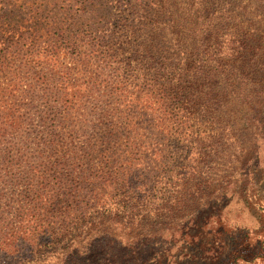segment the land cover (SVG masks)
<instances>
[{
    "label": "rangeland",
    "instance_id": "rangeland-1",
    "mask_svg": "<svg viewBox=\"0 0 264 264\" xmlns=\"http://www.w3.org/2000/svg\"><path fill=\"white\" fill-rule=\"evenodd\" d=\"M156 1L168 10L159 18L186 33L190 5L196 8L198 0ZM136 2L0 0V264H28L30 243L45 238L43 226L57 220L66 218L71 237L80 234L77 212L93 198L95 185L113 178L116 158L134 193L153 180L164 156L193 166L188 188L198 186L187 191L191 206L182 219L198 217L188 228L226 227L221 248L181 235L148 240L149 264H217L237 230L263 239L264 129L248 128L236 115L221 120L202 112L183 134L172 129V88L154 68L148 72L152 63L159 68V55L136 53L132 44L138 30L155 27L154 19L133 20ZM160 118L169 127H160ZM119 192L105 206L111 217L122 208L115 202L130 209L129 195ZM88 258L84 264L101 263L98 255Z\"/></svg>",
    "mask_w": 264,
    "mask_h": 264
},
{
    "label": "trees",
    "instance_id": "trees-1",
    "mask_svg": "<svg viewBox=\"0 0 264 264\" xmlns=\"http://www.w3.org/2000/svg\"><path fill=\"white\" fill-rule=\"evenodd\" d=\"M136 1L133 13L139 15L133 20L138 24V19H154L155 27L147 32L138 30L132 44L136 53L159 55V68L152 63L148 72L154 68L172 88L167 91L175 105L171 128L183 134L189 119L202 112L218 114L221 120L236 115L248 128L264 129V0H198L196 8L194 3L190 5L191 18L186 33H181L171 21L159 18L168 12L162 2ZM228 26L231 31L224 29ZM168 30H171L169 39ZM167 49H173V52ZM183 80L185 85L179 83ZM108 84L116 82L110 80ZM160 123L163 129L168 126L163 118ZM155 154L161 156V152ZM115 162L119 168L112 171L113 178L105 180L102 187L101 183L95 185L93 198L77 212L75 220L78 224L75 225L76 230L81 226L80 234L70 236L66 218L65 221L57 220L52 227L43 226L45 238L30 243L28 264H84L92 255L99 256L100 264H149L145 243L157 239L167 241L178 235L196 241L205 238L204 244H210L212 249L221 248L219 236L227 232L223 223L217 227L195 224L188 228L186 224L197 223L198 217L192 214L188 220L182 219L188 215L191 206L187 191L198 186L197 183L188 188V169L193 166H186L185 162L177 164L172 157L168 160L164 156L159 163L161 169L153 180L139 184L134 193L127 187L131 182L127 168L118 166L117 158ZM246 172H249L247 168L242 176L245 177ZM115 185L120 187V192ZM104 188H110L112 192L105 193L101 190ZM116 191L123 197L129 195L130 209L123 200L115 202L122 208H117V214L111 217L112 213L105 206L114 200ZM197 193L202 190L199 188ZM189 194L193 197L195 193ZM206 205H210L209 200ZM34 209L29 205V215L33 219L31 210ZM66 213L60 211L62 219ZM23 215L21 211L19 222H23ZM232 238L234 243L217 264H264V237L255 239L237 230ZM0 249H3L1 244ZM50 254L52 259L47 258ZM152 264L160 263L157 260Z\"/></svg>",
    "mask_w": 264,
    "mask_h": 264
}]
</instances>
